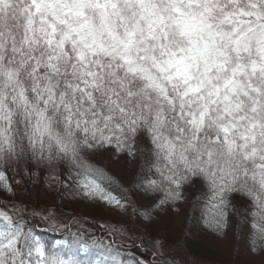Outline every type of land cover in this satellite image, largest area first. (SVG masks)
Listing matches in <instances>:
<instances>
[{
  "label": "snow or ice",
  "instance_id": "6c2138e0",
  "mask_svg": "<svg viewBox=\"0 0 264 264\" xmlns=\"http://www.w3.org/2000/svg\"><path fill=\"white\" fill-rule=\"evenodd\" d=\"M104 152L140 161L120 197L93 160ZM60 167L69 200L132 207L145 229L48 243L23 217L54 224L57 209L14 203L0 264H188L161 238L151 260L120 249L189 196L206 227L220 236L234 217L264 254V0H0V195Z\"/></svg>",
  "mask_w": 264,
  "mask_h": 264
},
{
  "label": "trees",
  "instance_id": "16d2710c",
  "mask_svg": "<svg viewBox=\"0 0 264 264\" xmlns=\"http://www.w3.org/2000/svg\"><path fill=\"white\" fill-rule=\"evenodd\" d=\"M93 160L115 177L118 183L111 187H106L108 191L112 192V194L117 197L121 196L119 190L120 185L125 189L129 188L140 164L139 159L126 161L122 154L109 157L107 152L101 153L94 157ZM31 171L38 174L33 178L34 182L29 180L26 183H20L16 186L18 195L13 196V201L1 203V206H3L9 215L14 219L18 218V213L13 209L14 203L29 205V212L33 209L40 212L41 209L49 206L53 207L59 200H63L71 206V212L57 210L58 221L62 225L68 224L72 217H76V219L72 221L71 227L77 225L78 228L81 227L80 224H82V227L78 228L79 232H77L78 229L71 230V228L70 230L64 228L54 232L48 228L49 223L39 220V217L24 216L23 219L31 220L33 223L39 221L36 223L38 234L48 243H54L55 240H63L68 243L79 240L81 244L91 243V233H93L92 235L95 237L97 235H103L105 238L107 237L106 231L110 229L102 224V221H106V219L99 214V206L96 202L92 200H81L79 196L75 197V202H72L67 198V193L62 188L61 184H59L58 189H54L50 185V180L54 178H58L59 181L64 179L67 174L66 168L60 167L56 172H49L47 170L41 171L40 168H33ZM128 173H130L131 176H129ZM16 179L19 180L21 178L17 176ZM133 199L138 201V205L143 206H147L152 202V199L141 196H136ZM232 203L237 204L238 201L233 200ZM176 208L181 209L182 212L181 219L176 228H173L171 223L162 220L157 213H154L155 221L153 224L147 225L148 235L144 238V244L139 249L121 248V258L130 259L128 253L133 252L138 258L142 256L143 259L150 260L152 257L149 253L153 250V240L161 238L165 241L163 246L165 254L171 249L173 254L179 253V258L188 262V264L192 261H195L196 264H249L250 261H255V257H257L256 254H259V252L255 254L250 253L248 240L234 227V217L232 218L231 227H233V231L230 233V239L227 246L222 247L217 244L213 245V243L205 240L206 230L211 228L206 227L202 222L201 210H196L193 213L190 196L187 202H179ZM80 209L82 212H79L81 211ZM127 210V220L123 225L125 229L131 230L133 238H135L137 235L141 234L136 230L145 229L147 222L141 220L138 214L133 215L132 207H129ZM204 214L211 220L210 210H205ZM141 224L143 225L141 226ZM117 239L119 240V237H117ZM137 243H139V241H137Z\"/></svg>",
  "mask_w": 264,
  "mask_h": 264
},
{
  "label": "rangeland",
  "instance_id": "374dc122",
  "mask_svg": "<svg viewBox=\"0 0 264 264\" xmlns=\"http://www.w3.org/2000/svg\"><path fill=\"white\" fill-rule=\"evenodd\" d=\"M128 174H129V176H131L130 173H128ZM59 184H60V181L58 178H54V179L50 180V185L54 189H58ZM11 201H13V196H7L6 197L4 195H0V210L7 212V211H5L3 206H1V203H8ZM92 201L96 202L98 204L99 211H100L99 214L104 216V218L106 219V221H102V224L104 226H107V228L111 229L113 226H119V225L125 223V221L127 220L126 216L128 214V210L123 211V210H120V209L115 208L113 206L106 205L103 201H101L99 199L92 200ZM53 207H55L57 210H63L65 212H71V206L63 200H59L57 204L53 205ZM79 212H82V210ZM157 214L161 217L162 220L171 223L173 228H176L179 220L181 219L182 212H181V209H178V211H175L173 209L168 208L166 210V213L165 212H159ZM57 215H58V213H57ZM142 225L143 224H141V226ZM80 226L82 227V224H80ZM53 227H55V230H53L54 232H56L57 230L64 229V227H62V224H60L59 221L54 222V224H49L48 228H50V230H51ZM81 227H78V228H81ZM78 228H77V225H75L74 227H71V230H74V229L77 230ZM232 229H233V227L230 226L220 236H218L216 234V232H214L212 229H208V230H206V234H205L206 237H204V238L207 242L213 243V245L217 244L218 246L224 247V246H227V243H228L230 236H231L230 233H231V231H233ZM92 234L93 233H91V237L93 236ZM160 236H162V235H160ZM96 237L97 238H99V237L105 238V236H103V235L102 236L97 235ZM107 239L108 238L106 237L105 240H107ZM61 241H63V240H55L54 243L61 242ZM256 255H257V257H255V261H252V262H254V264H261V261L264 259V254L259 253Z\"/></svg>",
  "mask_w": 264,
  "mask_h": 264
}]
</instances>
